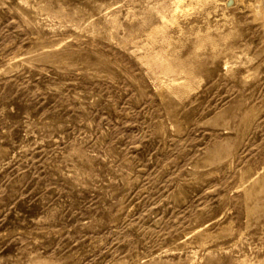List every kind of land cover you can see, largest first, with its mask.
<instances>
[{
    "label": "rangeland",
    "instance_id": "374dc122",
    "mask_svg": "<svg viewBox=\"0 0 264 264\" xmlns=\"http://www.w3.org/2000/svg\"><path fill=\"white\" fill-rule=\"evenodd\" d=\"M0 264H264V0H0Z\"/></svg>",
    "mask_w": 264,
    "mask_h": 264
}]
</instances>
